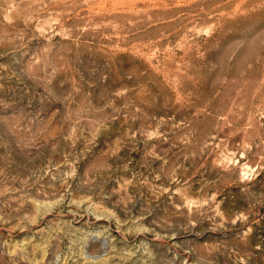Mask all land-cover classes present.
<instances>
[{"label":"rangeland","instance_id":"374dc122","mask_svg":"<svg viewBox=\"0 0 264 264\" xmlns=\"http://www.w3.org/2000/svg\"><path fill=\"white\" fill-rule=\"evenodd\" d=\"M0 264H264V0H0Z\"/></svg>","mask_w":264,"mask_h":264}]
</instances>
